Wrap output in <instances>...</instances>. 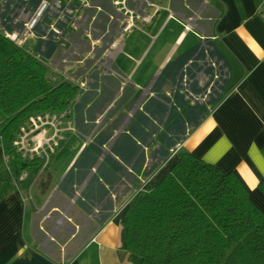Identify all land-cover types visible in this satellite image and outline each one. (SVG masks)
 Segmentation results:
<instances>
[{
  "label": "crops",
  "instance_id": "1",
  "mask_svg": "<svg viewBox=\"0 0 264 264\" xmlns=\"http://www.w3.org/2000/svg\"><path fill=\"white\" fill-rule=\"evenodd\" d=\"M47 1L21 45L80 91L44 169L0 201V264H133L128 206L183 152L236 173L264 210V0H128L129 31L115 0Z\"/></svg>",
  "mask_w": 264,
  "mask_h": 264
},
{
  "label": "trees",
  "instance_id": "2",
  "mask_svg": "<svg viewBox=\"0 0 264 264\" xmlns=\"http://www.w3.org/2000/svg\"><path fill=\"white\" fill-rule=\"evenodd\" d=\"M79 89L0 29V201L47 163L21 152L23 127L48 113L66 118ZM259 185L264 192V178ZM121 225L119 251L133 264H264V210L236 173L188 152L133 197Z\"/></svg>",
  "mask_w": 264,
  "mask_h": 264
},
{
  "label": "rangeland",
  "instance_id": "3",
  "mask_svg": "<svg viewBox=\"0 0 264 264\" xmlns=\"http://www.w3.org/2000/svg\"><path fill=\"white\" fill-rule=\"evenodd\" d=\"M30 1L31 0H3L2 1L3 5L0 7V29L4 30L9 37H11L13 40H16L19 44H26L27 39H31L32 36H34L35 28L37 24L43 21L45 17V13L49 8V2L47 0H42L43 2H41V5L44 2H48V7L44 11V13L38 18V22L36 23V25L30 28L29 25L32 23V21L35 18V14L38 12L37 10L34 15L29 14L30 6L32 5ZM120 12H123V11L121 10ZM137 17L141 18V16H137ZM133 18L134 17H131V18L129 17V20L126 22L125 27H124L125 31H129V30H126V27L128 26V24H130L131 22L132 24H134ZM55 34L58 35L60 34V32L57 31ZM49 35L50 34H48V36ZM228 73L229 72L227 71V75ZM30 120L27 123V125L24 127L25 130L22 136L23 138H25V143L27 145V146L25 145V148L23 145L21 147V150H22L21 152H23L24 156L29 155V157L33 158L35 153L37 154L36 151H32L31 149L36 148L39 145L38 144L39 142L41 143L45 142L44 138L40 140L39 136L41 135L43 137L46 134L47 132L46 128L50 127V128H53V130L57 131L56 135L50 138L51 144H54V142L62 140L61 138L57 137V134L63 136L65 135V133L68 132L67 129H64L63 131L60 132L61 127L63 128L68 127V124H67L68 120H66L67 121L66 123L63 119H59V117L52 118L51 116L49 118L47 117L43 118L42 121L38 122V127H35L33 125V124H36L35 121L33 122L32 120L31 121ZM63 121L66 123L65 125ZM21 139L22 138H20L19 140ZM44 146L45 148L46 146L48 147L47 143H45ZM40 149H42V147H40L39 150ZM58 165L59 163L57 164V166Z\"/></svg>",
  "mask_w": 264,
  "mask_h": 264
},
{
  "label": "built area",
  "instance_id": "4",
  "mask_svg": "<svg viewBox=\"0 0 264 264\" xmlns=\"http://www.w3.org/2000/svg\"><path fill=\"white\" fill-rule=\"evenodd\" d=\"M127 1L128 0H115V4L120 8V10H124L125 11V14H129L130 15V17H132L133 16V11L131 10V9H129V7L127 6ZM48 7V2H44L40 7H39V9H38V12L35 14V18H34V20L32 21V23L29 25V27L30 28H32L33 26H35L36 25V23L38 22V18L44 13V11L46 10V8ZM264 9V2H263V5H262V7L260 8V10L262 11ZM133 25L134 24H132V22L130 23V24H128V26L126 27V30H130V29H132L133 28ZM52 115H50L49 113L48 114H46V115H39V116H35V117H32L31 118V120L34 122H36V124H33L35 127H38V122L39 121H42L43 120V118H49V117H51ZM52 118H56V116L55 115H53L52 116ZM36 119V120H35ZM30 120V121H31ZM32 123V122H31ZM46 125V124H45ZM23 133H24V127H23ZM23 136V135H22ZM22 139L21 140H18L17 142H16V144L18 145V146H20V149H21V147H22V145L24 146V148H25V145H26V143H25V138H23V137H21ZM33 140V139H32ZM51 140L50 139H47V140H45V142H43V143H41V142H39L38 144V146L36 147V148H34V149H31L32 151H36L37 152V154H35V155H39V156H42L43 154L44 155H48V151L45 149V147H44V145H45V143H47V145H48V147H50V149H52V151L53 152H55V146L56 145H58V143L57 142H54V144H51V142H50ZM27 146V145H26ZM40 147H42V150H43V152L42 153H40L39 152V148ZM177 150H179V147L177 148ZM29 156V155H28ZM27 175L26 174H24L23 176H22V178H25Z\"/></svg>",
  "mask_w": 264,
  "mask_h": 264
}]
</instances>
